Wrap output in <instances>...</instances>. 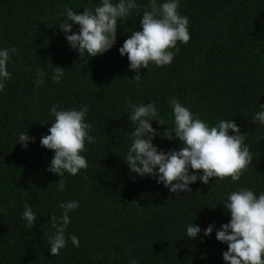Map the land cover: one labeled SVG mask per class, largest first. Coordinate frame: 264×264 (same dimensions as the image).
Returning a JSON list of instances; mask_svg holds the SVG:
<instances>
[{
	"label": "trees",
	"instance_id": "obj_1",
	"mask_svg": "<svg viewBox=\"0 0 264 264\" xmlns=\"http://www.w3.org/2000/svg\"><path fill=\"white\" fill-rule=\"evenodd\" d=\"M138 10L118 21L113 47L97 56H80L70 48L59 23L65 7L78 13L99 0H0V48L15 47L8 71L12 74L0 92V264H226L227 244L215 238L230 214L223 203L240 187L264 192V126L252 123L264 105V0H180L178 11L189 17L190 40L177 43L171 64L142 68L139 81L129 70L127 56L118 49L141 30L138 16L151 11L150 0H136ZM164 0H156L157 8ZM73 25L72 31L78 32ZM71 34V33H68ZM64 69L59 83L51 80L47 65ZM37 69L47 75L34 87ZM175 97L194 114L215 125L233 120L246 134L252 162L239 181L230 177L208 184L199 180L191 193H172L154 177L136 176L124 156L132 125L129 103L154 102L165 122L154 129L158 149L179 150L175 138L163 137L172 127L169 100ZM59 108H88L86 122L95 142L85 143L88 168L71 176L47 171L54 155L40 145ZM34 137L27 148L16 143L18 133ZM64 181L58 191L56 182ZM76 200L69 213L66 246L50 254L48 238L56 229L51 216L59 217L60 202ZM28 203L36 220L31 228L21 219ZM215 205V206H214ZM201 228L187 238L186 226ZM214 225L209 236L203 235ZM78 238L79 246L68 240Z\"/></svg>",
	"mask_w": 264,
	"mask_h": 264
},
{
	"label": "clouds",
	"instance_id": "obj_2",
	"mask_svg": "<svg viewBox=\"0 0 264 264\" xmlns=\"http://www.w3.org/2000/svg\"><path fill=\"white\" fill-rule=\"evenodd\" d=\"M150 3L151 11L144 10L138 15L141 17V30L131 31V36L118 49L121 57L127 56L129 70L136 73L132 81H139L140 70H148L150 64L156 67L171 64L179 51L177 43L187 44L190 40L189 17L178 11L180 0H164L158 8L156 0H150ZM83 9L78 13L65 7L61 13L64 19L58 25L71 49L81 57H92L113 47L118 21L131 18L138 5L136 0H99L96 6ZM73 25L79 26L78 32L72 31ZM16 51L14 46L0 48V92L12 77L7 66L10 54H16ZM47 65L51 69V80L59 83L64 77V69L50 63ZM46 75L43 69H37L34 87L43 85ZM169 106L173 124L170 128L165 127L163 137L172 140L174 134L181 147L165 152L153 143L160 133L153 128L152 121L165 126L159 118L157 105L154 102L129 103L128 120L132 131L123 158L130 171L141 178L154 177L157 184L177 194L191 193L190 185L198 180L203 184H208L210 178L220 181L230 177L233 182L239 181L253 159L246 134L241 133L239 126L232 119L209 125L175 97L169 100ZM259 107L261 110L254 113L251 121L264 126V105ZM87 112L85 105L79 109H63L57 104L50 107L49 114L54 120L48 134L40 138V145L54 153L47 171L60 177L65 173L75 176L88 168L83 155L87 150L85 143H94L95 138L90 135L92 126L86 122ZM29 142H35V138L25 132L17 134L15 144L20 143L27 148ZM56 185L58 191L64 190L63 180L60 179ZM223 205L230 214V220L215 231L216 240L227 244V250L222 253L223 261L226 264H264V192L257 194L250 188L240 187L226 195ZM78 206L76 200L60 202L61 215L51 216L52 227L56 229L48 238L52 256L59 255L65 248L69 213ZM23 209L21 219L26 221V227L31 228L36 220L35 213L28 203H24ZM213 228L214 225H208L203 235L209 236ZM200 233L198 225L191 222L186 226L187 238L195 239ZM68 240L73 246H79L75 235H70ZM130 264L138 262L131 259Z\"/></svg>",
	"mask_w": 264,
	"mask_h": 264
}]
</instances>
